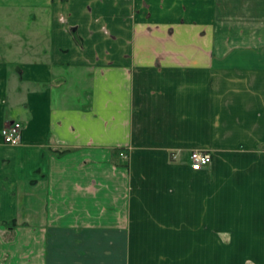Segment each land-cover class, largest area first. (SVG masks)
Listing matches in <instances>:
<instances>
[{"label":"crops","instance_id":"crops-1","mask_svg":"<svg viewBox=\"0 0 264 264\" xmlns=\"http://www.w3.org/2000/svg\"><path fill=\"white\" fill-rule=\"evenodd\" d=\"M246 263L264 0H0V264Z\"/></svg>","mask_w":264,"mask_h":264},{"label":"built area","instance_id":"built-area-1","mask_svg":"<svg viewBox=\"0 0 264 264\" xmlns=\"http://www.w3.org/2000/svg\"><path fill=\"white\" fill-rule=\"evenodd\" d=\"M22 123L20 121H12L3 126L1 135L3 141L11 146L18 145L21 142ZM190 167L192 170H200L207 167L211 161L212 156L210 152L201 149H193L189 155Z\"/></svg>","mask_w":264,"mask_h":264},{"label":"rangeland","instance_id":"rangeland-1","mask_svg":"<svg viewBox=\"0 0 264 264\" xmlns=\"http://www.w3.org/2000/svg\"><path fill=\"white\" fill-rule=\"evenodd\" d=\"M120 155H123V153H120ZM125 155V154H124ZM122 157V159H125V157L124 156H121ZM210 239V238H209ZM222 241H226L227 242V239L226 238H220ZM246 264H249V263H246Z\"/></svg>","mask_w":264,"mask_h":264}]
</instances>
